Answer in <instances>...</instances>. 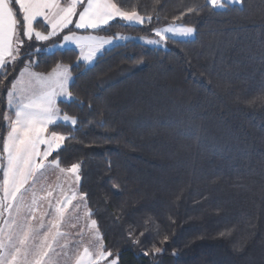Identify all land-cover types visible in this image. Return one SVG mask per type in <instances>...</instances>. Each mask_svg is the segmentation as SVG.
Wrapping results in <instances>:
<instances>
[{"label":"trees","instance_id":"16d2710c","mask_svg":"<svg viewBox=\"0 0 264 264\" xmlns=\"http://www.w3.org/2000/svg\"><path fill=\"white\" fill-rule=\"evenodd\" d=\"M115 2L155 9L160 22L151 27L179 22L196 31L166 47L126 40L72 69L79 102L59 108L78 123L53 128L67 137L61 166L82 161L80 190L90 193L105 248L118 251V264H264V0L216 11L206 0ZM197 6L203 11L188 13ZM112 23L104 33L151 35L148 26ZM76 56L44 50L34 70ZM7 110L0 89V148ZM164 235L162 254H142Z\"/></svg>","mask_w":264,"mask_h":264},{"label":"snow or ice","instance_id":"6c2138e0","mask_svg":"<svg viewBox=\"0 0 264 264\" xmlns=\"http://www.w3.org/2000/svg\"><path fill=\"white\" fill-rule=\"evenodd\" d=\"M5 2L7 8L0 11V69L5 70L0 78V89L6 93L8 110L2 114L7 131L0 148V264H104L105 261L118 264V251L105 248L97 220L91 219L90 193L80 190L82 161L61 167L59 150L67 137L53 126L59 121L75 126L78 121L74 116L62 114L58 101L79 102L70 91L73 68H79L80 62L94 65L98 54L103 55V51L108 50L106 46H115L114 39H129L92 34L111 28L112 22L148 26L156 38L144 39V43L160 47H166L169 39L190 38L196 29L175 23L151 27L154 21L160 22L155 9L150 14H141L136 8L126 10L115 0ZM227 2L242 4L243 0ZM206 5L216 11L224 8L225 0H206ZM187 11L195 14L203 8L189 7ZM184 15L182 12L174 20L179 21ZM54 40L62 42L52 43V48L73 45L78 50L76 63H56L50 71H35L32 58L45 50L36 45ZM18 63H23V67L16 75L15 65ZM38 64L37 59L35 66ZM9 69L13 74L11 80L8 79ZM48 168L67 174V187H60L56 192L46 185L44 172ZM69 208L74 210L77 223L81 219V210L83 219L90 220L94 248L83 246L82 251L79 247L69 250V233L62 231L67 224L76 227L68 215ZM148 223L152 221L149 219ZM145 232L140 235L144 236ZM168 240V235H164L159 242L161 246L153 243L142 254L159 256L165 251L162 245ZM132 243L140 244L141 241L134 239ZM109 257L113 258L108 260Z\"/></svg>","mask_w":264,"mask_h":264},{"label":"rangeland","instance_id":"374dc122","mask_svg":"<svg viewBox=\"0 0 264 264\" xmlns=\"http://www.w3.org/2000/svg\"><path fill=\"white\" fill-rule=\"evenodd\" d=\"M226 4H231V3H228L227 0H225V6H226ZM170 23H175L176 25L182 24V23H179V22H170ZM168 24L169 23H166V24L160 25L158 27H164V26H167ZM184 26H190V25L184 24ZM84 34H86V33H84ZM92 34H94V35H101V36H112L114 38L116 36L128 37L129 39H127V40H135V41H138V42H140V43H142L144 45H147L146 43H144V39H147V38H153V39H155L156 38V37H154L152 35V33H151V35H140V36L138 35V36H136V35H132V34L125 33V32H116L114 34H106L103 31H98V32H94ZM137 37H140L141 39H137ZM192 37H190V38H192ZM175 39H188V38L177 37ZM125 41L126 40L114 39V45L123 43ZM61 42L62 41H59V40H54L52 42H49V43H47L45 45V50L46 51L55 50L57 48H52L51 47L52 43H61ZM147 46L153 47L155 45H147ZM110 47H112V46H106V48H110ZM155 47H160V46H155ZM65 48H72V49H74L77 52V55H78V50H76L73 45H68ZM65 48H60V49H65ZM81 63H83L85 66H89L90 65V64L85 63V62H81ZM60 101H63V100H60ZM60 101H58V107H59V102ZM63 113H65V112H62V114ZM59 122L60 123H64L63 121H59ZM65 124L71 125L69 123H65ZM71 126H73V125H71ZM50 159H51V157H50ZM61 167H70V166H61ZM66 176H67V174H61V173H59L58 170H56L54 168H48L44 172V178H45L44 179V183L46 185H48V186L53 187L56 190V192H58L59 189H60V187H67V185L65 184ZM54 195H55V192H54ZM73 203H76V202L73 201ZM68 215L70 217H72L71 223H76V227H74V228L71 227V224H67L62 229V231H65V232L69 233V236H68V239L70 241L69 250L71 251L72 248L79 247L80 250L82 251L83 250V246H88L90 248H94L95 247V241L92 239V236H91L92 229L90 227V220L89 221H85L83 219V211L82 210L80 211L81 219H80V221L78 223L75 220V212H74L73 209L69 208ZM112 258L113 257H109L108 260H111ZM57 259H59V258H57ZM104 264H107V261H105Z\"/></svg>","mask_w":264,"mask_h":264},{"label":"crops","instance_id":"0c3cea01","mask_svg":"<svg viewBox=\"0 0 264 264\" xmlns=\"http://www.w3.org/2000/svg\"><path fill=\"white\" fill-rule=\"evenodd\" d=\"M7 3L5 0H0V11H3L5 8H7ZM18 75V74H17Z\"/></svg>","mask_w":264,"mask_h":264}]
</instances>
